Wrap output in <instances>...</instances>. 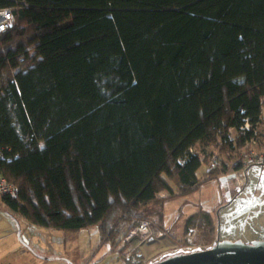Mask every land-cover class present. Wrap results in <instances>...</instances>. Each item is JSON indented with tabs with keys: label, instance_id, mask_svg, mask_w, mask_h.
Masks as SVG:
<instances>
[{
	"label": "trees",
	"instance_id": "trees-1",
	"mask_svg": "<svg viewBox=\"0 0 264 264\" xmlns=\"http://www.w3.org/2000/svg\"><path fill=\"white\" fill-rule=\"evenodd\" d=\"M0 8L13 13L0 33V175L18 188L0 201L30 229L94 227L120 264H151L139 248L155 238L125 240L136 223L167 237L165 202L227 175L252 139L264 146V0ZM196 225L193 246L214 240L213 212L188 215L182 234Z\"/></svg>",
	"mask_w": 264,
	"mask_h": 264
},
{
	"label": "rangeland",
	"instance_id": "rangeland-1",
	"mask_svg": "<svg viewBox=\"0 0 264 264\" xmlns=\"http://www.w3.org/2000/svg\"><path fill=\"white\" fill-rule=\"evenodd\" d=\"M264 165L254 164L250 165L244 171L246 179L242 177L241 170L229 171L227 175H222L219 179H212L209 182L201 185L198 190H195L185 196L171 199L164 203L161 210L164 216V226L166 228L167 237L163 234L154 241L144 242L140 247L141 251L148 256L150 263H153L165 256V253L175 254L180 252L192 251L191 248L198 250L200 246L194 239L197 234V225L193 227V233L182 234V225L185 218L191 213L203 209L215 212L222 204L229 201V199L242 189V193L237 200H244L247 193H249L250 183L253 185L260 171L264 169ZM206 170L204 164L198 169L197 176L201 178ZM244 187V188H242ZM249 189V190H248ZM259 191H253L251 194H258ZM250 194V195H251ZM234 205L227 208L220 209V215L232 210ZM158 210V207L156 208ZM215 214V213H214ZM18 231L22 238L29 241L27 247L20 239H18ZM182 236L183 242L175 237ZM239 235L240 232H237ZM190 235V239L187 236ZM252 236V234H249ZM156 237V236H155ZM170 238L172 240H170ZM16 239L21 244L22 250H5L4 245H11V241ZM152 239V238H149ZM176 240L175 241L173 240ZM194 239V240H193ZM26 240V242H27ZM215 240V239H214ZM208 242L206 246L210 247L215 242ZM173 246V247H172ZM118 250V249H117ZM164 250V251H163ZM163 251L161 254L158 252ZM22 252H25L22 255ZM121 253L122 250L117 251ZM117 252L109 247L103 246L100 243V235L94 227L82 229L78 232H49L43 228L31 230L30 226L22 217L16 219L6 212L5 205L0 201V264L11 262L12 264H27L24 263V256H31L37 260L42 256H56L50 264H120L121 260ZM40 255H36L39 254ZM123 257V256H122ZM45 258V257H42ZM32 264H47V261L39 260Z\"/></svg>",
	"mask_w": 264,
	"mask_h": 264
},
{
	"label": "flooded vegetation",
	"instance_id": "flooded-vegetation-1",
	"mask_svg": "<svg viewBox=\"0 0 264 264\" xmlns=\"http://www.w3.org/2000/svg\"><path fill=\"white\" fill-rule=\"evenodd\" d=\"M259 172L256 182L253 185L250 183L249 193L242 198L244 200H237L242 193L241 189L228 202L215 210L216 236L214 242L218 240H241L245 243H251L254 240H264V169L259 170ZM254 190L259 191V193L251 194ZM231 205H234L232 210L220 215V209ZM237 232L240 234L238 235ZM250 233L252 236L249 235Z\"/></svg>",
	"mask_w": 264,
	"mask_h": 264
},
{
	"label": "water",
	"instance_id": "water-1",
	"mask_svg": "<svg viewBox=\"0 0 264 264\" xmlns=\"http://www.w3.org/2000/svg\"><path fill=\"white\" fill-rule=\"evenodd\" d=\"M151 264H264V240H218L206 249L171 254Z\"/></svg>",
	"mask_w": 264,
	"mask_h": 264
},
{
	"label": "built area",
	"instance_id": "built-area-1",
	"mask_svg": "<svg viewBox=\"0 0 264 264\" xmlns=\"http://www.w3.org/2000/svg\"><path fill=\"white\" fill-rule=\"evenodd\" d=\"M13 23V13L10 8H0V33L7 30ZM263 127H264V113L262 116ZM247 126V124L245 125ZM210 168L219 166L221 164L220 157L217 154H213L211 159ZM262 162V163H259ZM262 164L264 165V146L259 145L256 140L252 139L246 148L238 155L236 159L233 160L230 165V170H235L238 166L242 171V177L245 179L246 174L244 171L250 165ZM18 188L10 181H8L4 176L0 175V195L9 194L15 195ZM163 233L152 224L151 221L146 219L139 220L133 229L126 235L125 240L129 241L133 237H138L141 242L148 240L149 238H157ZM156 236V237H155ZM190 239V235L187 236ZM136 246L130 245L124 252V256H128L130 252L135 250Z\"/></svg>",
	"mask_w": 264,
	"mask_h": 264
},
{
	"label": "crops",
	"instance_id": "crops-1",
	"mask_svg": "<svg viewBox=\"0 0 264 264\" xmlns=\"http://www.w3.org/2000/svg\"><path fill=\"white\" fill-rule=\"evenodd\" d=\"M31 230H34V229H31ZM18 239H20L24 244L25 243H27V244H25V245H27V247L29 246V241L27 240V239H25V238H22L21 237V234H20V232L18 231ZM26 240H27V242H26ZM4 247H5V250H7L8 248H11L10 250H14V249H16V250H19V251H21L22 250V248H21V244H20V242H18L16 239H14V240H12L11 241V245H4ZM173 247V246H172ZM140 249V248H139ZM164 251V250H163ZM163 251H161V252H158V253H162ZM24 253L25 252H22V255H24ZM41 253H39V254H36V255H40ZM169 254V253H168ZM167 254L165 253V256H166ZM41 256V255H40ZM25 257V261H24V263H27V264H32L33 262H38L39 260H44V261H47V264H50V262L52 261V260H54V259H58V257H56V256H52V255H50V256H48V255H46V256H42V257H45V258H42V257H40L38 260H37V258L35 259L34 258V256L33 257H31V256H24ZM148 263H150V260L148 259V261H147ZM5 264H12L11 262H8V263H5Z\"/></svg>",
	"mask_w": 264,
	"mask_h": 264
},
{
	"label": "bare ground",
	"instance_id": "bare-ground-1",
	"mask_svg": "<svg viewBox=\"0 0 264 264\" xmlns=\"http://www.w3.org/2000/svg\"><path fill=\"white\" fill-rule=\"evenodd\" d=\"M168 255H171V254H168Z\"/></svg>",
	"mask_w": 264,
	"mask_h": 264
}]
</instances>
